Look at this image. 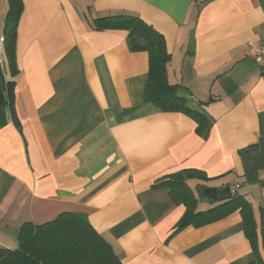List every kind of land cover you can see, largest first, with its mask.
Masks as SVG:
<instances>
[{"label":"crops","instance_id":"obj_1","mask_svg":"<svg viewBox=\"0 0 264 264\" xmlns=\"http://www.w3.org/2000/svg\"><path fill=\"white\" fill-rule=\"evenodd\" d=\"M13 106L0 116V246L26 221L83 214L123 264H264V68L247 43L264 38V0H22ZM10 9L0 0V37ZM134 14L161 32L168 78L205 113L145 100L147 51L95 18ZM183 169L252 203L262 262L239 210L184 227L163 176ZM240 191L242 193H240ZM215 205V204H214ZM213 207V206H212ZM211 208V207H210Z\"/></svg>","mask_w":264,"mask_h":264},{"label":"trees","instance_id":"obj_2","mask_svg":"<svg viewBox=\"0 0 264 264\" xmlns=\"http://www.w3.org/2000/svg\"><path fill=\"white\" fill-rule=\"evenodd\" d=\"M10 9L4 27L5 64H0V116L5 105L13 106L15 80H6L5 66L12 75L18 70L16 41L18 23L23 11L22 0H8ZM92 26L96 30L124 29L129 32L128 43L134 51H147L149 73L145 89V100L166 112L181 111L197 118V131L208 136L205 113L192 106L186 93L187 88L172 84L168 78V51L165 36L152 25L134 14H118L95 18ZM190 179L210 180L201 170L183 169L158 179L155 188L169 189L172 200L184 205L186 212L172 233L189 225L200 226L221 219L239 210L245 224V234L262 262L259 251L258 225L252 203L245 195L235 193L228 199L219 200L208 210H198L205 185L195 190L189 185ZM18 246H0V264H123L111 242L83 214L65 211L42 221H26L17 232ZM264 243V236H263Z\"/></svg>","mask_w":264,"mask_h":264},{"label":"built area","instance_id":"obj_3","mask_svg":"<svg viewBox=\"0 0 264 264\" xmlns=\"http://www.w3.org/2000/svg\"><path fill=\"white\" fill-rule=\"evenodd\" d=\"M247 48L250 57L260 66L264 68V38L258 42H248ZM0 64H5V39L0 37Z\"/></svg>","mask_w":264,"mask_h":264},{"label":"water","instance_id":"obj_4","mask_svg":"<svg viewBox=\"0 0 264 264\" xmlns=\"http://www.w3.org/2000/svg\"><path fill=\"white\" fill-rule=\"evenodd\" d=\"M2 85L5 86V78H1ZM203 196L212 201L217 202L219 200L228 199L233 196V191L230 185L224 186L222 188L219 187H209L206 186L203 189Z\"/></svg>","mask_w":264,"mask_h":264},{"label":"rangeland","instance_id":"obj_5","mask_svg":"<svg viewBox=\"0 0 264 264\" xmlns=\"http://www.w3.org/2000/svg\"><path fill=\"white\" fill-rule=\"evenodd\" d=\"M196 182L198 181L197 179H195ZM240 193H242L240 191ZM214 204H216V202H212L208 199H203V200H199L198 202V210H208L210 207L214 206Z\"/></svg>","mask_w":264,"mask_h":264}]
</instances>
